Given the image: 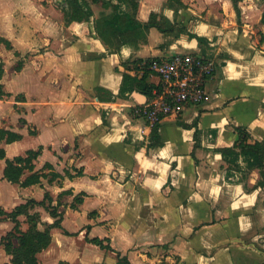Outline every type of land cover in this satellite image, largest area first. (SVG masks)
Instances as JSON below:
<instances>
[{
  "label": "crops",
  "instance_id": "obj_1",
  "mask_svg": "<svg viewBox=\"0 0 264 264\" xmlns=\"http://www.w3.org/2000/svg\"><path fill=\"white\" fill-rule=\"evenodd\" d=\"M85 1L93 15L66 22L57 0H0V23L13 29L9 39L17 24L25 25L24 34L31 30L30 38L41 23L55 19L61 34L73 40L58 43L56 61L41 67L54 69L56 86L54 91L42 83L39 125L34 115L24 117L38 131H18L22 139L5 145L8 158L19 155L24 142L42 147L39 160L61 176L57 187L41 182L16 188L0 180L6 212L41 201L45 191L53 205L59 193L73 194L58 207L61 228L51 229V243L37 254V264H264V232L257 231L264 222L259 170L244 168L241 157L225 161L220 153L235 148V128L247 132L249 144L264 140V0H136L135 20L147 23L155 14L157 22H169L168 33L138 28L121 45L100 40L94 24L101 6ZM188 53L215 63L205 84L207 100L164 118L155 143L135 113L149 97L137 90L118 97L122 75L141 79L150 60ZM147 73L146 83L158 86L159 79ZM27 77L24 69L10 79L26 86ZM108 93L115 99L107 100ZM78 193L82 201L70 206ZM33 212L40 216L39 229L54 221L42 206ZM18 220L26 231V216ZM12 227L0 219V237ZM95 238L110 250L88 241ZM10 258L0 245V264Z\"/></svg>",
  "mask_w": 264,
  "mask_h": 264
},
{
  "label": "trees",
  "instance_id": "obj_2",
  "mask_svg": "<svg viewBox=\"0 0 264 264\" xmlns=\"http://www.w3.org/2000/svg\"><path fill=\"white\" fill-rule=\"evenodd\" d=\"M79 1V0H77ZM92 4L102 2V4L107 3L111 11L102 15L96 19L94 28L97 36L103 42L109 41L107 38H111L116 44H125L129 35L134 33L136 29L143 28L145 30L150 27L157 28L161 33H168V21L157 22V16L151 14L149 21L147 23H139L135 20V12L137 9L136 0H117L115 4H112L107 0H90ZM76 3L78 10L82 12V15L77 17H70L66 22H82L87 21L92 15L90 6L85 0H81L80 4ZM106 5V4H105ZM125 5V8H122ZM85 7V11L83 10ZM233 7L236 12L237 17H239V9L237 2L233 1ZM64 13V12H63ZM67 15V14H66ZM65 16V13H64ZM261 24L264 26V12L261 17ZM191 38L197 39L199 43L204 42L202 38L195 35L187 34ZM147 70V69H146ZM145 72L141 79L132 77L127 73L122 75V82L119 89L118 97L126 98L134 91L137 90L146 97H149L152 89V85H148L145 81V77L148 74ZM1 75V70H0ZM106 93V92H105ZM3 92L0 91V97ZM101 99L102 97H98ZM114 96L108 93L107 100L112 101ZM158 125L151 129V140L157 143ZM238 134V142L235 148H225L221 150V155L223 160L230 163H236L241 157L243 162L246 163V168L248 170L259 169L264 173V140L261 142H256L249 144L247 142L249 136L244 129L235 128ZM21 138L18 134L9 131H0V141H5L6 143H12L19 141ZM42 147H38L37 150H29L25 153V156H15L12 159L6 158L5 150L0 148V160H4L3 168V179L11 184H17L20 187H29L33 185L40 184V179L42 175L33 171V161L40 156ZM29 174L24 176L25 172ZM81 174V172H77ZM76 174V175H77ZM55 176V175H54ZM23 178V179H22ZM48 195L42 201H35L33 199L26 201L24 204L16 206L13 211L7 213L0 206V219L8 218L13 223V228L4 236L0 237V245L3 247L4 251L10 258V264H37V254L42 250L46 249L51 243L50 231L52 228H61L62 215L58 213L57 209L47 207L46 210L50 217L54 219L53 223L50 225H44L43 229H39L38 226L41 224L40 216L38 213L29 211L36 208V206H45V201L48 200ZM24 215L26 216V222L28 224V229L26 231H21L20 222L18 217ZM89 242L99 246L102 249L110 248L104 245L102 240L99 239H89ZM59 264H67L61 262Z\"/></svg>",
  "mask_w": 264,
  "mask_h": 264
},
{
  "label": "rangeland",
  "instance_id": "obj_3",
  "mask_svg": "<svg viewBox=\"0 0 264 264\" xmlns=\"http://www.w3.org/2000/svg\"><path fill=\"white\" fill-rule=\"evenodd\" d=\"M75 2L80 4L81 0H57V2L55 3L57 8H60L61 6V10L65 13V16L63 18L64 21L68 20L70 17H77L79 15H82V12L76 7ZM98 3L101 6L99 9L98 18L102 15H106L107 10L111 11L107 3H105L106 5L104 3L102 4V2ZM85 9L86 8L83 7L84 11ZM54 22L55 23L52 24L41 23L38 30H33L35 31L33 34L34 36L30 38L27 37H29L31 30H29L30 32H28V34H24V32L26 31L25 25L17 24L15 32L16 34L13 33L11 39L8 38L10 36L9 31L13 30L11 25L0 23V91L3 92V95L0 97V131H9L12 133H16L20 136L21 139L22 135L18 133V131H28V135H35L36 131H38L36 128L37 125L29 123L26 119L30 114H32L35 116L34 119L39 125V122L43 117L39 112L41 106L40 102L42 101L39 96L41 93V89L43 88L42 83L45 84V81H48L51 89H53L54 91L56 86L54 69L46 70L44 68V70H42L41 67L47 62L54 63L56 61L55 47L59 45L58 43L61 44L62 42H66L69 45L73 42L70 36H63L61 34V29L57 24L59 21H55L54 19ZM39 29L42 31V34H39ZM24 69L28 75L26 86L25 83L22 82H19L18 84L14 83L10 78L15 74L21 73ZM96 96L100 97L99 92L96 93ZM44 101L45 100H43V102ZM54 104L55 103L53 102L52 105L54 106ZM24 117L27 118L24 119ZM9 144L11 143H6L4 140L0 141V148L5 150V145ZM31 144L32 143H29V141L26 143L24 142L19 147L18 153L20 152V154L17 156H25V153L27 151L38 149V147L36 149H30L29 146ZM25 148H27L28 150L23 151V149ZM40 153H42V150ZM6 158L8 157L6 156ZM33 166V171L42 175L40 184L41 182H43L49 186L54 185V187L61 185V176L56 173V169L46 162H41L39 160V156L33 161ZM3 168L4 160H0V169L2 172ZM244 168L246 167L244 166ZM238 169L239 168L237 166L236 170ZM67 170L69 171V169ZM67 170L65 169L64 173L69 174ZM77 172L78 171L76 170V173ZM28 174L29 173L26 171L23 178ZM260 175L262 181L260 180L259 184L262 186L264 185V173L262 172V174L260 173ZM0 180H4L3 174ZM15 187L20 188V186L17 184H15ZM50 193V191H45L43 194V199L45 198V195H48L49 197L48 200L45 201L46 207H43L45 208V210L47 207H52L57 209L58 211V207L63 205V202L67 201L68 196L72 194L71 191H64L59 193L56 197L55 205H53V200L50 196ZM82 196L83 193H78L77 195H75L71 201L70 206H74L73 203H80L82 201ZM263 204L264 200H261L259 202V205L261 206ZM64 206L68 205L65 204ZM1 220L9 219L1 218ZM257 231L264 232V222H259Z\"/></svg>",
  "mask_w": 264,
  "mask_h": 264
},
{
  "label": "built area",
  "instance_id": "obj_4",
  "mask_svg": "<svg viewBox=\"0 0 264 264\" xmlns=\"http://www.w3.org/2000/svg\"><path fill=\"white\" fill-rule=\"evenodd\" d=\"M160 84L154 87L144 104L135 109L152 129L164 118L179 115L188 106L207 100L206 82L215 73V63L197 54H174L146 64Z\"/></svg>",
  "mask_w": 264,
  "mask_h": 264
},
{
  "label": "water",
  "instance_id": "obj_5",
  "mask_svg": "<svg viewBox=\"0 0 264 264\" xmlns=\"http://www.w3.org/2000/svg\"><path fill=\"white\" fill-rule=\"evenodd\" d=\"M135 95H136L135 98L140 101L142 96L141 95H137V94H135Z\"/></svg>",
  "mask_w": 264,
  "mask_h": 264
},
{
  "label": "flooded vegetation",
  "instance_id": "obj_6",
  "mask_svg": "<svg viewBox=\"0 0 264 264\" xmlns=\"http://www.w3.org/2000/svg\"><path fill=\"white\" fill-rule=\"evenodd\" d=\"M257 170H259V169H257ZM260 173H261V170H259V175H260ZM261 176V175H260Z\"/></svg>",
  "mask_w": 264,
  "mask_h": 264
}]
</instances>
